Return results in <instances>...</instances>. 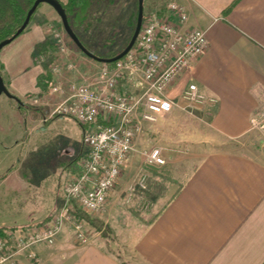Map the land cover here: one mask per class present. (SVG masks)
Returning a JSON list of instances; mask_svg holds the SVG:
<instances>
[{"label": "crops", "instance_id": "1", "mask_svg": "<svg viewBox=\"0 0 264 264\" xmlns=\"http://www.w3.org/2000/svg\"><path fill=\"white\" fill-rule=\"evenodd\" d=\"M175 1L186 9L184 28L204 29L208 44L168 89L175 102L170 113L197 115L208 124L202 134L209 138L250 134L251 118L264 113V0ZM52 10L41 4L24 31L0 50L1 75L17 96L37 93L34 47L44 41V14L53 18ZM189 81L216 102L188 106L181 92ZM2 212L0 205V218ZM68 229H59L50 245L33 246L34 257L20 254L4 264H264V159L208 152L155 218L130 237L122 257L102 237L71 241Z\"/></svg>", "mask_w": 264, "mask_h": 264}, {"label": "rangeland", "instance_id": "2", "mask_svg": "<svg viewBox=\"0 0 264 264\" xmlns=\"http://www.w3.org/2000/svg\"><path fill=\"white\" fill-rule=\"evenodd\" d=\"M166 1L143 0V14ZM44 15V36L51 43L46 50L57 56V72L52 70L53 82L65 83L78 73L88 77L93 75L102 63L79 50L64 32L55 11H51L53 18ZM136 17L137 0H94L87 10L71 14L70 23L88 50L108 58L127 45ZM57 31L67 49L64 55L56 51L53 34ZM38 55L34 54V63L40 74L44 59L38 61ZM68 61L76 65L78 71L75 74L65 68ZM127 84L125 78L120 82L122 87ZM15 96L21 104L0 94V205L3 211L0 225L17 221L16 226H8L7 230L36 226L46 213L57 212L62 200L61 185L79 171L78 163L83 155L81 135L84 126L72 118L51 115L58 97H49L48 89L42 91L39 88L37 93ZM190 117L166 114L158 122L146 124L139 141L138 136L135 138L138 150L161 147L164 165L148 168L143 157L136 153L101 212L87 213L77 208L70 211L71 214L79 213L74 219L81 222L88 239L104 238L122 257L130 237L155 218L208 152L230 150L264 159V138L259 129L253 128L250 134L236 139L217 135L209 138L202 134L209 128L208 124L197 115ZM140 176L143 180L139 183ZM71 221H66L62 227L69 228L70 240L78 243ZM124 264H130V261Z\"/></svg>", "mask_w": 264, "mask_h": 264}, {"label": "built area", "instance_id": "3", "mask_svg": "<svg viewBox=\"0 0 264 264\" xmlns=\"http://www.w3.org/2000/svg\"><path fill=\"white\" fill-rule=\"evenodd\" d=\"M187 18L182 4L168 0L160 8L143 14L135 42L122 58L111 65L102 63L89 77L78 73L65 83H52L48 96L58 97L59 101L53 105L51 115L72 118L85 127L81 135L83 155L78 163L79 171L62 183L60 207L46 221L36 226L3 230L0 264L20 254L34 257L31 248L36 244H52L66 221L72 220L75 239L87 243L81 222L70 211L77 208L87 213L101 212L136 153L143 157L148 168L165 164L161 147L138 150L135 138L146 124H153L158 117L172 111L175 102L167 95L168 89L205 52L206 31L184 28ZM53 38L57 54H66L60 32H54ZM43 59L38 55V61ZM65 68L73 74L78 71L70 61L65 63ZM52 70L57 72V67ZM124 78L129 84L122 87L120 82ZM181 97L190 107L216 102L214 97H205L191 81L183 88ZM250 124L264 138V113L251 118ZM142 180L140 176L139 183Z\"/></svg>", "mask_w": 264, "mask_h": 264}, {"label": "trees", "instance_id": "4", "mask_svg": "<svg viewBox=\"0 0 264 264\" xmlns=\"http://www.w3.org/2000/svg\"><path fill=\"white\" fill-rule=\"evenodd\" d=\"M33 1L34 0H0V41L13 36V34L16 32V30L21 26V24L25 18L26 12L31 7ZM93 1L94 0H59L60 4L62 5V7L66 11L70 26H71L70 15L73 13H76V11H78V10H87L89 5L91 3H93ZM40 5L41 4H39L38 7ZM38 7L36 8L33 15L31 16L30 21L32 20V17L36 13ZM72 30L75 32V30L73 28H72ZM75 34H76V32H75ZM79 40H80V38H79ZM80 42L82 43L81 40H80ZM50 45H51V43L47 40V38H45L43 42H41L40 44H38V46H35V48H34V54L37 53L39 55L44 56L43 57L44 58L43 72L36 76V86L42 91L49 89V87L53 83V81H52V69L56 65L57 56L50 55L47 52L46 49L49 48ZM118 53H116V54H118ZM116 54H114V55H116ZM109 57H112V56H109ZM111 64H113V63H108V65H111ZM0 72H1V68H0ZM83 129H85V127ZM72 214L76 218L79 217V213H77L75 211L72 212ZM49 216L50 215L46 216L39 223L46 221L49 218ZM6 229H7L6 227L0 226V234L3 232V230H6Z\"/></svg>", "mask_w": 264, "mask_h": 264}, {"label": "water", "instance_id": "5", "mask_svg": "<svg viewBox=\"0 0 264 264\" xmlns=\"http://www.w3.org/2000/svg\"><path fill=\"white\" fill-rule=\"evenodd\" d=\"M48 4L58 15L60 22H61V26L64 30V32L67 34V36L71 39V41L79 48L80 51H82L85 55H87L88 57L100 62V63H112L120 58H122L125 53L133 46L135 39L139 33L140 27H141V21H142V16H143V0H137V17H136V24L133 30V33L130 37L129 42L127 43V45L123 48V50L121 52H119L118 54L112 56V57H108V58H104V57H100L97 56L95 54H93L92 52H90L88 49H86V47L80 42L78 36L75 34V32L72 30L68 18H67V14L65 9L62 7V5L60 4L59 0H34L31 7L28 9V11L26 12L25 18L21 24V26L16 30V32L13 34V36H11L10 38H6L2 41H0V50L7 45L8 43H10L15 37H17L19 34H21V32L24 31V29L27 27V25L29 24L30 18L33 15L34 11L36 10V8L38 7L39 4ZM0 94H5L7 97L15 100L17 103L21 104V101L18 97H16L15 95H13L8 88L6 87L3 77L1 75L0 72Z\"/></svg>", "mask_w": 264, "mask_h": 264}]
</instances>
